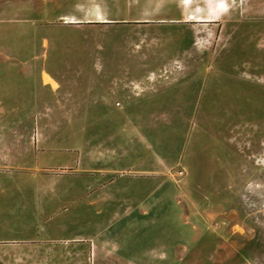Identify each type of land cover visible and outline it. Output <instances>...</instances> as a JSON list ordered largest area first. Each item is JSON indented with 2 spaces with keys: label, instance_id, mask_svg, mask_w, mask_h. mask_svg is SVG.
I'll use <instances>...</instances> for the list:
<instances>
[{
  "label": "rangeland",
  "instance_id": "obj_1",
  "mask_svg": "<svg viewBox=\"0 0 264 264\" xmlns=\"http://www.w3.org/2000/svg\"><path fill=\"white\" fill-rule=\"evenodd\" d=\"M216 3L0 0V264H264V0Z\"/></svg>",
  "mask_w": 264,
  "mask_h": 264
},
{
  "label": "bare ground",
  "instance_id": "obj_2",
  "mask_svg": "<svg viewBox=\"0 0 264 264\" xmlns=\"http://www.w3.org/2000/svg\"><path fill=\"white\" fill-rule=\"evenodd\" d=\"M206 14L210 18H215L223 13L222 5L216 3V0H206ZM44 79L54 85L51 79L47 75H44Z\"/></svg>",
  "mask_w": 264,
  "mask_h": 264
},
{
  "label": "crops",
  "instance_id": "obj_3",
  "mask_svg": "<svg viewBox=\"0 0 264 264\" xmlns=\"http://www.w3.org/2000/svg\"><path fill=\"white\" fill-rule=\"evenodd\" d=\"M44 79V78H43ZM52 80V79H51ZM45 81V80H44ZM46 82V81H45ZM55 82V81H54ZM52 85L51 82H48ZM53 86V85H52ZM28 239V238H27ZM27 239H11V240H0V244H12V243H17V242H21V241H24V240H27Z\"/></svg>",
  "mask_w": 264,
  "mask_h": 264
}]
</instances>
